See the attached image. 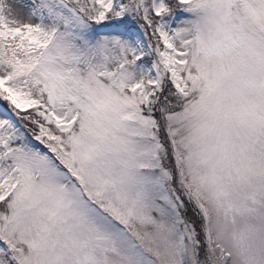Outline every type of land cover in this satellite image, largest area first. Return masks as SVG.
Masks as SVG:
<instances>
[{"label":"snow or ice","instance_id":"snow-or-ice-1","mask_svg":"<svg viewBox=\"0 0 264 264\" xmlns=\"http://www.w3.org/2000/svg\"><path fill=\"white\" fill-rule=\"evenodd\" d=\"M0 264H264V0H0Z\"/></svg>","mask_w":264,"mask_h":264}]
</instances>
